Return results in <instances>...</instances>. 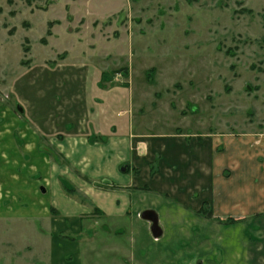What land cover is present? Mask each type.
I'll return each instance as SVG.
<instances>
[{"label":"rangeland","instance_id":"obj_1","mask_svg":"<svg viewBox=\"0 0 264 264\" xmlns=\"http://www.w3.org/2000/svg\"><path fill=\"white\" fill-rule=\"evenodd\" d=\"M0 108L38 126L91 115L103 133L264 135V0H0ZM151 210V262L230 264L209 231L190 240L193 226Z\"/></svg>","mask_w":264,"mask_h":264},{"label":"crops","instance_id":"obj_2","mask_svg":"<svg viewBox=\"0 0 264 264\" xmlns=\"http://www.w3.org/2000/svg\"><path fill=\"white\" fill-rule=\"evenodd\" d=\"M66 114L38 126L0 108V264H181L151 262L141 215L156 208L230 264H264V135L103 133Z\"/></svg>","mask_w":264,"mask_h":264},{"label":"water","instance_id":"obj_3","mask_svg":"<svg viewBox=\"0 0 264 264\" xmlns=\"http://www.w3.org/2000/svg\"><path fill=\"white\" fill-rule=\"evenodd\" d=\"M19 111L23 112V109L19 107ZM126 171V168H123ZM142 219L150 222L151 233L155 239H159L163 235V230L159 224V217L155 211L147 210L141 215Z\"/></svg>","mask_w":264,"mask_h":264},{"label":"trees","instance_id":"obj_4","mask_svg":"<svg viewBox=\"0 0 264 264\" xmlns=\"http://www.w3.org/2000/svg\"><path fill=\"white\" fill-rule=\"evenodd\" d=\"M49 35L51 34V32H49L48 33ZM126 170H128L129 171V167H126ZM155 174V172L154 171H152V175H154Z\"/></svg>","mask_w":264,"mask_h":264}]
</instances>
